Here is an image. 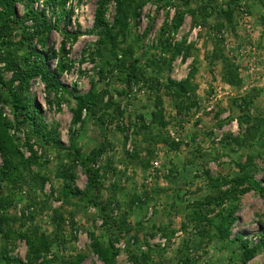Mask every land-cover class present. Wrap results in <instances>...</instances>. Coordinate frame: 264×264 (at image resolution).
I'll list each match as a JSON object with an SVG mask.
<instances>
[{
    "label": "rangeland",
    "instance_id": "374dc122",
    "mask_svg": "<svg viewBox=\"0 0 264 264\" xmlns=\"http://www.w3.org/2000/svg\"><path fill=\"white\" fill-rule=\"evenodd\" d=\"M11 1L0 114L23 182L1 193L13 202L0 209V264H104L93 238L115 251V264H242L236 237L258 247L246 264H264V197L221 195L246 174L264 187V0H128L133 15L114 50L94 28L102 0ZM228 5L230 19L219 15ZM29 10L56 26L31 43L46 65L27 83L31 119L12 101L16 69L35 62L24 60L31 48L19 38L35 30ZM5 15L0 2V35ZM115 16L111 1L102 19L113 27ZM187 79L181 96L171 83ZM88 94L95 106L75 123V96ZM86 167L97 173V192L87 189ZM21 234L45 235L48 250L32 255Z\"/></svg>",
    "mask_w": 264,
    "mask_h": 264
},
{
    "label": "trees",
    "instance_id": "16d2710c",
    "mask_svg": "<svg viewBox=\"0 0 264 264\" xmlns=\"http://www.w3.org/2000/svg\"><path fill=\"white\" fill-rule=\"evenodd\" d=\"M115 2L116 4V16L114 20L113 27H108L103 19V9L106 4L109 2ZM128 0H102L100 2V5L97 10V16L95 18L94 22V28H101L100 34L106 39L109 43V45L112 47V50L115 49L114 45V38L115 36L119 34H125L128 29V18L133 15V11H129L130 2H127ZM193 0H181L182 4L185 6L190 4V2ZM0 2L5 7V22L1 23V35L3 37V44L5 46H11V42L9 41L8 33L11 32V24H13V21L11 19V15L15 14L13 6L11 4V0H0ZM139 8V7H138ZM226 11L220 10L219 15L225 16L226 18L230 19V16L232 14L233 8H231L229 5L227 6ZM191 15H194L196 10L190 9L188 11ZM176 18L173 20L172 23V29L176 30L181 23L182 20V14L177 12ZM27 18L30 20L36 21V25L34 27L35 30H33L31 33L25 30H22V33L20 35V40L27 42L29 49L31 48V51H28V57H26V61L29 60V57L33 55L35 57L34 65L31 69H27L26 71H21V68L16 69L15 79L20 80V85L16 88V92L13 95V106L17 110H22L26 113L27 118H34L33 116H28L29 113V106L30 102L28 99V95L26 94L27 89V83L28 81L33 78L36 75L41 74V76H45L46 73V65L44 58L41 57L37 52H35L34 47H31V43L34 39L41 37L40 41L43 44L45 40V36L48 35V33L55 28V25L47 24L45 21H38V15L33 11L29 10L26 14ZM230 21V20H229ZM114 28H118V33L115 34L113 32ZM45 34V35H44ZM170 48V45L169 47ZM183 44H177L173 50H172V58L182 52ZM128 56V55H126ZM10 57V55L8 56ZM9 61V59L7 60ZM10 61L14 62L12 57H10ZM21 69V70H20ZM225 72L223 73V77H225V80L229 83H231L234 80V77L232 75V70L228 67H225ZM134 78V74L127 73V80L128 82L131 81V79ZM3 84V83H2ZM6 85V84H5ZM22 85V86H21ZM171 86H175L177 88V92H181V96L187 93L190 90L189 86V80L182 81L180 83H171ZM75 100L77 101V108L74 111V122H79L81 119V113L83 110L91 111L93 106H95V101H93V97L91 94L85 95V96H75ZM16 110V111H17ZM33 115V114H32ZM36 116V115H35ZM9 124L8 122L1 117L0 114V157L2 160V166L0 167V209H6L7 207L12 205V200H10L7 196L2 197V192L4 188L7 191L10 188H16L18 183L23 182V178L21 177V173L19 172L18 168L19 166L12 163V157L14 155H19L17 146L14 144L13 138L9 135ZM264 134V131H263ZM43 135L47 138L51 135L48 132L43 133ZM42 135V136H43ZM52 139V138H51ZM54 144L58 145L59 147H62L56 140H52ZM136 155V154H135ZM134 155V156H135ZM22 164H27L25 161H21ZM85 174L87 176V189L92 192L98 191V177L97 173L87 168L85 169ZM235 188L231 189L230 191H227L225 193H222V196H232L233 194H245L249 191H256L258 192L262 197H264V187H262L258 182L254 181L252 177L249 174H246L244 177H237L236 179H233L231 181ZM225 183V182H224ZM223 183V184H224ZM242 184H247L246 187H240L237 189L236 187L241 186ZM219 186V185H218ZM217 186V188H218ZM70 192L73 194V191L70 190ZM79 195V194H76ZM102 211L103 208H100ZM220 225L218 226V235L219 238L222 240L227 239L228 236V229L227 227H224L223 225L228 222V217L221 216L220 218ZM223 224V225H222ZM21 237H24L27 239L29 251H31V254L34 256H37L38 253L41 250H48V244H47V237L45 235L37 236V234H34L33 236H27L22 235ZM239 241L240 245L242 247L243 253H242V264H246L248 261H250L257 253L258 247H249L248 243L241 240V238L236 237L235 242ZM261 245H264V236L261 239ZM92 249L93 251L99 256V258L103 261L104 264H115L114 263V257L116 256L115 251L109 248H104L101 246V244L95 239H92ZM81 259L77 260L75 263L71 264H79Z\"/></svg>",
    "mask_w": 264,
    "mask_h": 264
},
{
    "label": "built area",
    "instance_id": "2783aa9c",
    "mask_svg": "<svg viewBox=\"0 0 264 264\" xmlns=\"http://www.w3.org/2000/svg\"><path fill=\"white\" fill-rule=\"evenodd\" d=\"M162 243H163L162 245L164 246L165 245V240H163Z\"/></svg>",
    "mask_w": 264,
    "mask_h": 264
}]
</instances>
